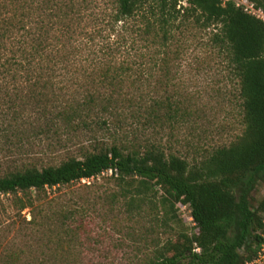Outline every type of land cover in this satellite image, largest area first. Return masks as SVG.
I'll list each match as a JSON object with an SVG mask.
<instances>
[{
	"label": "trees",
	"instance_id": "16d2710c",
	"mask_svg": "<svg viewBox=\"0 0 264 264\" xmlns=\"http://www.w3.org/2000/svg\"><path fill=\"white\" fill-rule=\"evenodd\" d=\"M248 1L264 13V0ZM180 3L114 0V12L106 18L109 38L124 30L133 46L143 43L149 52L167 47L181 15L195 18L206 30L217 29L213 43L226 52L239 79L242 135L192 161L154 144L143 150L94 146L79 158L44 167L25 165L5 174L0 196L12 197L20 214L33 209L30 223L37 227L56 223L71 244L74 237L67 228L81 230L77 224L95 222V200H73L69 210L50 213L48 190L95 180L112 170L127 212L138 218L145 214L157 227L174 232L146 264H252L264 249V198L254 200L257 188L264 187V22L235 0H187L186 8ZM89 10L88 0H0V151L23 146L28 138L22 128H48L32 130L37 136L50 134L49 128H91L96 108L108 111L118 103L114 94L121 96L132 71L119 59L125 44L120 38L96 51L95 32L76 31L85 20L95 24ZM133 22L140 23L137 30L131 29ZM96 62L104 68L99 78ZM81 65L93 69L83 75L84 84L76 73ZM95 78L112 95L95 94ZM65 80L71 86H64ZM111 197L106 204L112 211L117 195ZM179 206L189 208L194 234L183 228ZM7 258L21 261L14 253Z\"/></svg>",
	"mask_w": 264,
	"mask_h": 264
},
{
	"label": "rangeland",
	"instance_id": "374dc122",
	"mask_svg": "<svg viewBox=\"0 0 264 264\" xmlns=\"http://www.w3.org/2000/svg\"><path fill=\"white\" fill-rule=\"evenodd\" d=\"M88 2V14H93L90 18L95 19V24L85 20L76 31L95 32L96 51L120 38L125 44L119 59L126 60L132 71L121 96L114 94L118 103L109 106L108 111L96 108L92 115L95 125L92 123L91 128H49L50 134L38 136L35 133L39 129L48 128H22L28 138L23 146L7 145L0 151V177L25 165L44 167L59 164L71 156L79 158L94 146L117 145L143 150L154 144L192 161L229 146L242 135L239 79L230 67L226 52L213 43L217 29L206 30L195 18L181 15L167 47H152L148 52L143 43L133 46L129 39L132 36L124 30L117 38H109L106 18L114 12V0ZM180 2L183 8L188 7L187 0ZM138 24L131 23L134 27L131 29L137 30ZM102 69L96 62L95 77H100ZM92 70L88 65L79 66L76 71L79 81L84 84L83 75ZM70 81L65 80L63 85L71 86ZM95 87V94L105 98L112 95L107 91L108 85L101 86L100 80H95ZM126 98L131 101L123 102ZM56 129L58 135L54 134ZM119 192L120 188L107 173L71 187L48 190L47 201H52L50 213L61 207L69 210L73 200L80 204L86 197L95 200V222L87 219L77 224L81 230L67 228L74 237L71 244L70 237L61 233L56 223L48 221L38 227L31 224L33 209L27 208L20 214L12 197L1 195L0 264H146L156 246L173 238L174 232L157 227L145 214L144 218L129 214ZM112 194L117 197L111 211L106 202ZM263 198L264 187H258L255 203ZM177 208L183 228L194 234L195 224L189 208ZM12 253L21 255V261L13 263L7 258Z\"/></svg>",
	"mask_w": 264,
	"mask_h": 264
},
{
	"label": "built area",
	"instance_id": "2783aa9c",
	"mask_svg": "<svg viewBox=\"0 0 264 264\" xmlns=\"http://www.w3.org/2000/svg\"><path fill=\"white\" fill-rule=\"evenodd\" d=\"M229 1V0H226ZM237 7H244L245 11L253 16H256L257 18L261 19L264 22V13L258 9L255 8L254 4H251L248 0H242L238 1L235 0ZM109 175L113 174V171L110 170L109 172H106ZM105 174V173H104ZM264 259V249L262 250V253L260 254L259 258L253 262L252 264H261V261Z\"/></svg>",
	"mask_w": 264,
	"mask_h": 264
}]
</instances>
